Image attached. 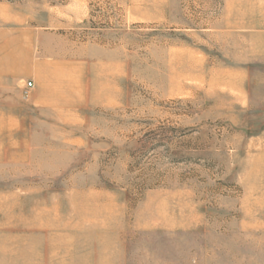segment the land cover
<instances>
[{
    "label": "rangeland",
    "instance_id": "obj_1",
    "mask_svg": "<svg viewBox=\"0 0 264 264\" xmlns=\"http://www.w3.org/2000/svg\"><path fill=\"white\" fill-rule=\"evenodd\" d=\"M250 223L264 0H0V264H264Z\"/></svg>",
    "mask_w": 264,
    "mask_h": 264
},
{
    "label": "crops",
    "instance_id": "obj_2",
    "mask_svg": "<svg viewBox=\"0 0 264 264\" xmlns=\"http://www.w3.org/2000/svg\"><path fill=\"white\" fill-rule=\"evenodd\" d=\"M249 230H261V229H264V224L263 223H256V224H248Z\"/></svg>",
    "mask_w": 264,
    "mask_h": 264
},
{
    "label": "built area",
    "instance_id": "obj_3",
    "mask_svg": "<svg viewBox=\"0 0 264 264\" xmlns=\"http://www.w3.org/2000/svg\"><path fill=\"white\" fill-rule=\"evenodd\" d=\"M24 87H25L26 90H28V89H30L32 87V83L28 81V82L25 83Z\"/></svg>",
    "mask_w": 264,
    "mask_h": 264
}]
</instances>
